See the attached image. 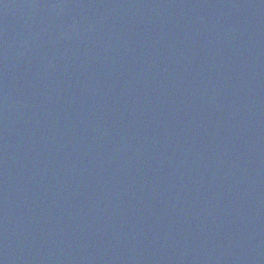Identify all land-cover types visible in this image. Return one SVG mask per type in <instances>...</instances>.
<instances>
[{"label": "water", "instance_id": "95a60500", "mask_svg": "<svg viewBox=\"0 0 264 264\" xmlns=\"http://www.w3.org/2000/svg\"><path fill=\"white\" fill-rule=\"evenodd\" d=\"M0 264H264V0H0Z\"/></svg>", "mask_w": 264, "mask_h": 264}]
</instances>
